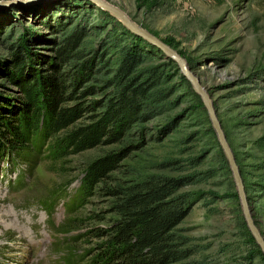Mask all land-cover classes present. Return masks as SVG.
I'll list each match as a JSON object with an SVG mask.
<instances>
[{
    "label": "rangeland",
    "instance_id": "obj_1",
    "mask_svg": "<svg viewBox=\"0 0 264 264\" xmlns=\"http://www.w3.org/2000/svg\"><path fill=\"white\" fill-rule=\"evenodd\" d=\"M104 1L174 48L200 79L264 238V0ZM72 31L78 32L74 49L62 60L59 46ZM132 45L145 60L137 72L154 76L163 100L123 129L119 141L63 156L55 154L47 137L38 144L37 136L21 150L33 167L19 155L14 163L9 150L0 154V264H105L99 260L105 246L94 230L109 222L91 218L103 214L107 196L97 189L69 206L89 162L113 150L125 153L114 172L119 178L193 177L180 189L192 203L178 226L194 252L179 264H264L202 96L175 58L110 10L93 0H0V101L4 104L7 97L21 105L23 93L12 79L19 59L39 78L58 68L67 76L79 70L80 89L97 86L89 98L97 99L100 111L98 104L117 86L122 51ZM5 129L0 121V131ZM19 170L24 181L15 183ZM55 186L57 193L68 190L70 195L48 216L42 206L48 207L49 196L42 195ZM28 237L49 245L44 251L41 243L32 248Z\"/></svg>",
    "mask_w": 264,
    "mask_h": 264
},
{
    "label": "trees",
    "instance_id": "obj_2",
    "mask_svg": "<svg viewBox=\"0 0 264 264\" xmlns=\"http://www.w3.org/2000/svg\"><path fill=\"white\" fill-rule=\"evenodd\" d=\"M77 33L72 31L62 40L58 49L62 60L74 49ZM144 61L135 45L122 51L115 73L117 86L105 103L98 104L103 108L96 111L97 99L89 98V94L97 86L90 84L80 89L79 70L67 76L58 68L39 78L18 59L12 79L23 95L21 105L7 97L4 104L0 101V121L6 128L0 131V154L9 150L14 154V163L19 155L33 167L35 163L22 151L30 148V141L37 136L38 144H43L47 137L55 154L63 156L119 141L123 129L129 130L135 119L148 116L163 100L154 76L142 77L137 72ZM84 67L86 63L82 64ZM124 157L125 153L114 150L97 156L89 162L82 179L84 197L94 195L98 189L108 199L103 214L94 213L91 218H107L109 222L105 227L95 226L94 230L105 246L99 255L100 262L179 264L194 252L188 236L180 233L178 226L192 203L180 189L194 181L193 177L119 178L114 172Z\"/></svg>",
    "mask_w": 264,
    "mask_h": 264
},
{
    "label": "water",
    "instance_id": "obj_3",
    "mask_svg": "<svg viewBox=\"0 0 264 264\" xmlns=\"http://www.w3.org/2000/svg\"><path fill=\"white\" fill-rule=\"evenodd\" d=\"M93 1L98 3L103 8L108 9L111 12H113L114 14H116L133 31L144 36L146 39H148L149 41L156 44L166 54L175 58L180 63L183 72L186 74L188 79L192 82L195 91L202 96L203 101H204V103L208 109V112H209L210 117H211L212 122H213V126H214V128H215V130L219 136V139H220L221 144L224 148V151L227 154V157L230 161L231 168H232L233 174H234V178H235V181L237 183L238 192H239V195L241 198V203H242L243 211H244V214L246 217V221L248 222V225L251 228L252 233L254 234L258 243L260 244V246L262 247V249L264 251V238H263V236H262V234H261V232H260V230L256 224V221L254 219L251 207L249 205V199H248V196H247V193L245 190L243 178L241 176V172H240L239 166L237 164L235 155H234L233 150H232V148L228 142L226 134H225V132L221 126V122H220L219 118L217 117L215 109L213 108L210 96L206 92V90L204 89L203 85L201 84L200 79L193 72L190 71L189 67L185 64L184 59L181 57V55L174 48H172L169 44H167L166 42L159 39L156 35L149 32L147 29L138 25L135 21H133L130 18H128L127 16H125L126 14L121 9H119L115 5H113L109 2H106L104 0H93Z\"/></svg>",
    "mask_w": 264,
    "mask_h": 264
},
{
    "label": "bare ground",
    "instance_id": "obj_4",
    "mask_svg": "<svg viewBox=\"0 0 264 264\" xmlns=\"http://www.w3.org/2000/svg\"><path fill=\"white\" fill-rule=\"evenodd\" d=\"M126 16V15H125Z\"/></svg>",
    "mask_w": 264,
    "mask_h": 264
}]
</instances>
